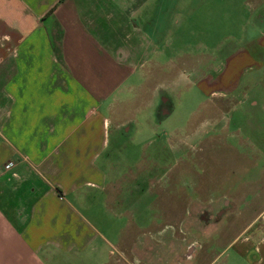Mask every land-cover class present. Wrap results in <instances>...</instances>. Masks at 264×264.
I'll return each instance as SVG.
<instances>
[{"label":"crops","instance_id":"0c3cea01","mask_svg":"<svg viewBox=\"0 0 264 264\" xmlns=\"http://www.w3.org/2000/svg\"><path fill=\"white\" fill-rule=\"evenodd\" d=\"M208 1L0 0V264H185L181 248L167 257L154 243L152 254V241L175 236L149 232L131 209L117 211L119 200L102 201L120 219L106 228L93 211L111 189L96 162L108 157L112 131L118 145L134 139L136 115L168 100L156 81L165 74L171 85L187 80L207 96L205 114L219 115L190 122V138L211 127L208 145L215 140L249 160L235 190L264 192V9L217 46L230 48L219 68L208 50L189 72L177 67L180 53L167 56L187 20L212 18ZM238 107L242 119L224 120ZM224 199L238 217L248 207L235 197L213 207ZM262 208L235 233L224 227L233 214L226 208L207 225L210 245L226 241L222 251L208 249L200 262L202 249H194L186 264H264Z\"/></svg>","mask_w":264,"mask_h":264},{"label":"rangeland","instance_id":"374dc122","mask_svg":"<svg viewBox=\"0 0 264 264\" xmlns=\"http://www.w3.org/2000/svg\"><path fill=\"white\" fill-rule=\"evenodd\" d=\"M207 3L212 18L209 21L198 19L196 25L187 20L183 30L174 33L175 36H180L181 40L172 41L168 46L167 56L174 52L181 54L182 63H177L180 71L189 72L195 69V61L202 59L207 50L210 56L215 55V67L219 68V61L230 48L217 46L222 43L226 45L229 38L240 34L242 25L255 18L251 13H259L264 9L263 0H209ZM223 12L231 13V22L227 21ZM219 50L221 58H218ZM157 75L155 74L156 77ZM166 75V79L159 75L160 79L156 81L161 83L158 92H168V95H165L168 100L165 103L157 101L152 111L145 108L142 113L136 115L139 133L134 139L118 145L112 131L108 157L105 155L96 162V167L103 169L105 173L108 172L111 189H108L110 191H107L106 195L99 194V203L97 202L93 211L98 210L100 225L106 228L107 225L104 224H114L120 219L114 217L102 201L105 203L108 196L111 197V202L114 201L112 203L116 204L115 201L119 200L122 207L117 211L124 213L127 212L126 208L131 209L134 218L140 215L150 222L149 232L175 236L165 242L152 241V254L156 253L154 243L165 246L167 257L170 251L181 248L182 260L186 264L193 256L194 249H202L199 261L204 262L206 250L222 251L226 241L221 238L210 245L207 240L208 224L199 215L205 209H212L216 213L221 211L222 208L216 205L213 208L208 206L213 202L220 203L224 197H235L240 203L249 200L248 207H242L239 217L237 209H233L231 223L224 226L230 227L231 233L238 232L241 224L250 223L263 210L264 192L235 190L242 184L245 170L251 169L247 164L249 160L245 156L237 158L236 150L229 151L223 148L222 143L214 142L215 140L213 144L208 145L207 138L213 134L211 127L204 126L201 129L204 135L199 138H190V122L204 118L217 120L219 115L205 114L202 104L207 103V96L195 87L191 89L186 83L187 80H180L177 85H171L173 78L170 79ZM166 82L171 86L167 87ZM164 85L166 90L163 89ZM173 109L175 111H172ZM242 109L238 107L233 113L227 112L228 117L224 120L238 119V116L242 119ZM164 111L173 114L164 119ZM209 122L211 123L210 120ZM208 129L210 135L207 137L205 133ZM254 172L256 173L253 171L247 174L252 175L250 173ZM91 191L88 189L89 193ZM88 212L86 213L89 216ZM120 217L123 218L119 224L123 226L128 218L123 215ZM220 224L222 227V222Z\"/></svg>","mask_w":264,"mask_h":264},{"label":"flooded vegetation","instance_id":"af4514ba","mask_svg":"<svg viewBox=\"0 0 264 264\" xmlns=\"http://www.w3.org/2000/svg\"><path fill=\"white\" fill-rule=\"evenodd\" d=\"M228 202L226 201V199L223 200V206L221 207L222 210L221 211H218L217 213L212 210V209H205L203 211V213H201L199 216L201 219H203L204 221H206L207 224H212L213 222L214 223H217L219 221H221V218L223 216V212H226L227 209H231L233 210V207L230 206L228 207ZM208 207H212L213 208V205L211 206H208ZM227 208V209H226ZM170 260V259H169Z\"/></svg>","mask_w":264,"mask_h":264},{"label":"water","instance_id":"95a60500","mask_svg":"<svg viewBox=\"0 0 264 264\" xmlns=\"http://www.w3.org/2000/svg\"><path fill=\"white\" fill-rule=\"evenodd\" d=\"M167 114H169L168 111H164V112H163V116H164V115L166 116Z\"/></svg>","mask_w":264,"mask_h":264}]
</instances>
